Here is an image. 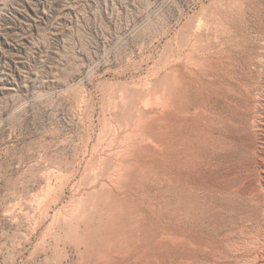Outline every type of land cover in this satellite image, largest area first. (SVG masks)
I'll list each match as a JSON object with an SVG mask.
<instances>
[{
  "label": "rangeland",
  "instance_id": "rangeland-1",
  "mask_svg": "<svg viewBox=\"0 0 264 264\" xmlns=\"http://www.w3.org/2000/svg\"><path fill=\"white\" fill-rule=\"evenodd\" d=\"M238 95L261 118L264 0H0V264H185L231 214L262 249Z\"/></svg>",
  "mask_w": 264,
  "mask_h": 264
},
{
  "label": "bare ground",
  "instance_id": "bare-ground-1",
  "mask_svg": "<svg viewBox=\"0 0 264 264\" xmlns=\"http://www.w3.org/2000/svg\"><path fill=\"white\" fill-rule=\"evenodd\" d=\"M193 45L194 44L192 43L191 46H193ZM189 54H191V53L189 52ZM187 57L190 58L189 55ZM192 60L190 62H192ZM198 61H199V59H198ZM181 72H183V71H181ZM182 74L185 75V73H182ZM175 75H176V73H175ZM176 78H177V76H176ZM183 79L185 80L186 78H183ZM183 79H181V80H183ZM164 84L166 86L167 83H164ZM188 84L190 85L189 82H188ZM184 85H183V88L185 87ZM186 85H187V83H186ZM166 87H165V89H166ZM169 87H170V85L168 86V90H170ZM185 89H187V88L185 87ZM180 91L183 92L181 90V88H180ZM178 95H180V94H178ZM209 97H210V95H209ZM212 97H214V96H211L210 98L212 99ZM218 97H219V95H218ZM182 98H184V97H182ZM216 98H217V94H216ZM237 98L238 99L234 98L233 102H231V101H229V103L226 102V103H228V105H227L228 110L224 114V119H225L224 123L226 125H229L230 128L232 129L231 131H229L226 134V137L231 142H235L237 144V146H239L241 149V156L239 158V161H238V159H237V161L235 160L236 162H234V164L232 165V168H233V171L237 174H238V172H243L248 166H250V164H249L250 161L251 160L254 161L253 160L254 155H257L258 166H259L260 172L262 173L260 178L264 181V113L261 114V118L256 119V116L253 113L254 111L252 112L254 105L256 106L255 99L250 95H247V96L238 95ZM185 99H186V97L184 98V100ZM213 101L216 102L217 100L216 101L213 100ZM182 102H183V100H182ZM180 103H181V101H180ZM174 106L175 107H173V106L172 107L175 108V110L177 109L176 117L174 120L177 124H180V122H182L181 121L182 117L185 116L183 114V112L189 111V110L188 109L185 110L184 109L185 106L183 107V109H181L179 106V102L177 104V102H175V99H174ZM186 113H188V112H186ZM221 117H223V116H221ZM224 119H222V120H224ZM163 122H165V121H163ZM218 130H219V128H218ZM251 164L254 165L253 162ZM222 192H225L229 197L235 196L236 194L238 195V191L235 188H231V187L225 188L224 191H222ZM231 213H232V211H231ZM231 215L229 216L228 219L225 220L224 225H223V231L225 233L224 238L226 240L225 246H220L217 249L213 248L212 251H210V252L201 251L200 253H196V254L187 253L185 255V261H184L185 264H199V263L200 264H264V247L262 249H260L259 251L255 250L254 245H252V241L249 240L250 237H252V236H250L251 234L249 235V233L246 230L244 231V229H243L244 226L238 232V217L235 214L232 216ZM226 216H228V215H226ZM246 229H250V228H246ZM238 233L241 236V238H239V240H238V236H239ZM176 237H177V239H181L182 234L179 231H176ZM253 239H255V238L252 237V240ZM257 239H259V238H257ZM185 241L189 246L198 245V247H202V248L204 247V244L199 239H196L193 236V234H191L190 231L186 232ZM256 243H258V242H256ZM255 245H258V244H255ZM177 264H181L179 256H178Z\"/></svg>",
  "mask_w": 264,
  "mask_h": 264
}]
</instances>
